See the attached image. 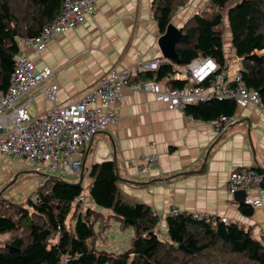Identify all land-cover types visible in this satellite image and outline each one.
<instances>
[{
    "label": "crops",
    "instance_id": "crops-1",
    "mask_svg": "<svg viewBox=\"0 0 264 264\" xmlns=\"http://www.w3.org/2000/svg\"><path fill=\"white\" fill-rule=\"evenodd\" d=\"M156 1L98 0L94 17H85L78 27L60 35L39 53L30 47L20 48V39L32 36H18L19 52L33 59L38 69L55 70L59 84L57 104L77 102L112 66L125 67L155 58L165 59L166 64L175 63L164 54L160 44L168 27L165 32L159 29L153 14ZM187 20L180 13L170 23L182 31ZM31 105H34L31 114L41 115L54 103L37 91ZM236 107L235 122L218 132L213 120L191 119L182 110L168 109L152 93L126 88L124 100L112 107L119 116L118 123L96 133L84 149L83 179L85 171L91 176L94 164L114 161L120 177L121 198L152 209L155 233L158 221L154 213L161 212L166 219L167 210L177 206L185 213L208 212L225 217L264 241V188L262 194L260 189L249 190L244 203L251 204L259 198L261 203L251 204L254 212L246 216L240 211L243 203L227 187L229 175L237 167L264 171V106L251 103ZM149 155H155L159 165L141 172L140 166ZM25 167H29L25 159L0 154V196L24 202L28 195L25 191L16 193L13 183ZM38 174L41 178L42 174ZM89 178L87 183L91 186L94 178ZM38 183L37 179L29 184V190L37 189ZM90 202L92 209L104 215L107 209H101L92 198ZM100 219L101 223L105 222L104 218ZM10 237L8 233L0 234V246Z\"/></svg>",
    "mask_w": 264,
    "mask_h": 264
},
{
    "label": "trees",
    "instance_id": "trees-1",
    "mask_svg": "<svg viewBox=\"0 0 264 264\" xmlns=\"http://www.w3.org/2000/svg\"><path fill=\"white\" fill-rule=\"evenodd\" d=\"M187 1L154 3L153 14L161 32H165L177 8ZM209 2L207 8L196 12L182 27L176 44L178 62L164 63L143 77L161 80L172 74L174 78L168 83L182 87L186 81L176 75L192 59L210 56L223 62V26L227 15L232 48L243 58V78L260 92L264 106V52L257 54V50L264 51V0ZM61 4L62 0H0V88L9 85L14 56L19 52L18 38L40 34L60 12ZM236 108L231 100L212 99L189 104L185 111L196 119L212 121L221 115L233 116ZM90 175L94 178L90 186L94 203L113 209L123 228L134 229L126 251L113 253L97 248L96 223L104 217L91 207L85 213L78 211L84 179L81 184L50 179L26 202L0 196V234L11 233L7 243L0 246V264H264V241L254 237L245 226L219 218L199 221L182 215L168 219L166 240L155 233L156 222L149 206L130 204L121 198L114 161L94 164ZM34 193L38 196L36 201L32 199ZM72 210L79 218L71 228L66 220ZM240 211L251 216L254 208L243 203Z\"/></svg>",
    "mask_w": 264,
    "mask_h": 264
},
{
    "label": "built area",
    "instance_id": "built-area-1",
    "mask_svg": "<svg viewBox=\"0 0 264 264\" xmlns=\"http://www.w3.org/2000/svg\"><path fill=\"white\" fill-rule=\"evenodd\" d=\"M97 2L62 0L57 16L37 36L20 39V48L30 47L39 53L51 41L78 27L85 17H94ZM14 59L9 85L0 91V154L23 158L30 168L38 173L43 172L39 188L45 187L50 179L62 180L64 174L80 175L85 147L96 133L118 123L119 116L112 107L124 100L126 88L152 93L168 109L184 112L189 104L212 99L231 100L239 107L262 103L260 92L248 86L243 78L242 57L232 53H225L223 62L207 56L194 58L181 66L176 76L185 79L186 83L182 87H172L168 83L174 78L172 74L161 80L143 77L145 73L156 71L166 63L162 58L141 60L125 67L112 66L79 101L65 105L56 102L59 84L54 69H38L36 62L22 52L17 53ZM37 91L54 103L41 115H33L29 110L31 103L35 102ZM190 118L194 119L193 116ZM234 122L233 116L225 115L213 120L218 132L225 131ZM158 165V158L149 155L145 157L140 171L147 172ZM263 183L264 173L240 166L231 171L227 187L232 195L239 190L249 192L253 188L260 189L262 194ZM37 198V194L32 197L35 201ZM260 203V198L251 202L252 205ZM179 215H189L199 221L217 218L208 212L185 213L173 206L167 210L166 219ZM154 216L158 221L156 232L162 238H168V222H163L166 219L161 212H155ZM221 219L228 221L225 217Z\"/></svg>",
    "mask_w": 264,
    "mask_h": 264
},
{
    "label": "rangeland",
    "instance_id": "rangeland-1",
    "mask_svg": "<svg viewBox=\"0 0 264 264\" xmlns=\"http://www.w3.org/2000/svg\"><path fill=\"white\" fill-rule=\"evenodd\" d=\"M200 2H197V0H188L187 3L184 6H180L177 8L174 16L179 15L180 13L185 14L186 18H191L196 11L200 12L201 10H204L209 6L210 0H198ZM197 4V5H196ZM196 5V6H195ZM195 9L193 10L192 8ZM189 8V9H188ZM193 13V14H192ZM223 42H224V54L225 53H232L236 54L235 50L232 48L231 43V29H230V23L228 20V16L225 15L224 17V26H223ZM264 51L257 50V54L263 53ZM238 55V54H237ZM234 62L233 60H231ZM242 66H243V58L241 60ZM34 105H30L29 110L30 112H33L32 108ZM28 168V169H27ZM25 167L23 170L20 171L19 176L20 178L17 180V182L13 183V189L17 193V191L22 192L25 191V193L30 196L34 191L29 190V184H34L35 181L38 179V181L41 179L38 176V172L31 171L33 169L29 167ZM43 173V172H39ZM82 174L80 175H69L64 174L62 175L61 179L63 181L69 182V183H77L80 181ZM88 172L85 171V179L83 181V187L84 192L82 195V206L78 211H81L82 213H85V211L90 207L91 202V195H90V185L87 183V180L90 179ZM14 180V179H13ZM38 188V184L35 186ZM37 194V193H34ZM32 195V197L34 196ZM26 202V200H24ZM100 207V206H99ZM103 209V207H100ZM107 210H104L105 213L103 215L105 222L101 223V219H99L96 223V235H95V243L97 245V248L100 250H106L108 252L113 253H122L126 251L131 246V239L134 236V229L132 227L127 228H121L120 221L114 217V211L111 208H105ZM100 212V211H99ZM181 216V215H179ZM176 216V217H179ZM79 216L74 215V210L68 215L66 224L68 227H73L77 221ZM93 218V216H92ZM217 218L221 219V217L217 216ZM216 218V219H217ZM215 219V220H216ZM222 220V219H221ZM224 222V221H223ZM229 222V221H227ZM105 227V228H104ZM106 229V230H105ZM168 230H169V224H168ZM9 234V233H8ZM11 234V233H10ZM9 234V235H10ZM167 240V239H166ZM92 239H89V244H91Z\"/></svg>",
    "mask_w": 264,
    "mask_h": 264
},
{
    "label": "water",
    "instance_id": "water-1",
    "mask_svg": "<svg viewBox=\"0 0 264 264\" xmlns=\"http://www.w3.org/2000/svg\"><path fill=\"white\" fill-rule=\"evenodd\" d=\"M181 28H177L172 23L168 25L167 33L163 35L160 39V44L163 49L164 54L168 57L173 59V61L178 62V53L176 51V44L180 39V36L182 34ZM14 35H17L16 30L14 31ZM83 180V174L81 176V179L78 183L81 184ZM262 188H264V183L262 184ZM248 196L247 190H239L236 193H234V197L244 203L246 201V198Z\"/></svg>",
    "mask_w": 264,
    "mask_h": 264
}]
</instances>
